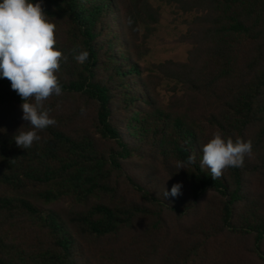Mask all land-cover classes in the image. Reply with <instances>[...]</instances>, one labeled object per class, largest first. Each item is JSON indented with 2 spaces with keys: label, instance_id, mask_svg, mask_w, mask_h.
<instances>
[{
  "label": "trees",
  "instance_id": "obj_1",
  "mask_svg": "<svg viewBox=\"0 0 264 264\" xmlns=\"http://www.w3.org/2000/svg\"><path fill=\"white\" fill-rule=\"evenodd\" d=\"M129 1L32 0L67 60L45 102L57 123L28 149L14 141L23 100L0 77V264H264V0H155L191 17L186 60L155 77ZM152 78L172 82L167 103ZM216 131L252 155L213 180L200 161Z\"/></svg>",
  "mask_w": 264,
  "mask_h": 264
},
{
  "label": "clouds",
  "instance_id": "obj_2",
  "mask_svg": "<svg viewBox=\"0 0 264 264\" xmlns=\"http://www.w3.org/2000/svg\"><path fill=\"white\" fill-rule=\"evenodd\" d=\"M129 25L132 20L129 19ZM56 24L49 19L41 2L32 0H0V77L10 81L11 88L23 100L21 105L24 121L29 130H21L14 136L17 147L30 148L41 137L38 131L55 126L51 118L52 109L45 102L52 96L62 95L57 72L61 60L67 57L56 48ZM72 54L79 64H84L90 53L73 48ZM83 111V109H82ZM201 168L210 170L213 180L220 178L228 168L243 166L245 156L252 155V142L237 137L235 141L225 138L216 131L212 138L202 145ZM195 154L186 162H178L179 169L195 163ZM182 184H174L164 190L163 197H178Z\"/></svg>",
  "mask_w": 264,
  "mask_h": 264
},
{
  "label": "rangeland",
  "instance_id": "obj_3",
  "mask_svg": "<svg viewBox=\"0 0 264 264\" xmlns=\"http://www.w3.org/2000/svg\"><path fill=\"white\" fill-rule=\"evenodd\" d=\"M153 10H156V20L151 12V18L138 11L136 0H130L129 14L131 18H136L139 33L148 38L145 48L141 50V61L147 73L155 77L159 76L152 68V65L165 61L184 62L190 46L184 42L183 35L187 28L190 16L176 13L171 7L158 3L155 0H147ZM156 83L155 91L159 100L165 104L170 98L172 82L167 79H154Z\"/></svg>",
  "mask_w": 264,
  "mask_h": 264
}]
</instances>
